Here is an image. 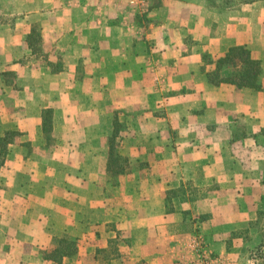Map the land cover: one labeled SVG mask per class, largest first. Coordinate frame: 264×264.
<instances>
[{
  "label": "crops",
  "instance_id": "crops-1",
  "mask_svg": "<svg viewBox=\"0 0 264 264\" xmlns=\"http://www.w3.org/2000/svg\"><path fill=\"white\" fill-rule=\"evenodd\" d=\"M236 46L258 88L227 81L237 60L217 68ZM2 143L0 264H57L64 236L61 264H194V227L219 264H253L264 0H0Z\"/></svg>",
  "mask_w": 264,
  "mask_h": 264
},
{
  "label": "trees",
  "instance_id": "trees-1",
  "mask_svg": "<svg viewBox=\"0 0 264 264\" xmlns=\"http://www.w3.org/2000/svg\"><path fill=\"white\" fill-rule=\"evenodd\" d=\"M240 60V62H244L246 67L242 70L239 76H232L227 81L232 84H236L238 87H253L258 88L255 83L257 76L260 73V63L259 61L252 60L249 55V51L243 46L232 47L228 50L224 58L219 60V66L223 63H235V61ZM209 77V76H208ZM212 83L218 84V82H222V79L209 78ZM73 243V244H72ZM74 245V242L67 241L64 247H61L60 250H56L55 254L59 253V255L51 254L49 257L54 259L57 264H61V260L63 257L72 256L76 253L77 249ZM72 247V248H71ZM250 259L253 264H264V239L252 249L250 253Z\"/></svg>",
  "mask_w": 264,
  "mask_h": 264
},
{
  "label": "rangeland",
  "instance_id": "rangeland-1",
  "mask_svg": "<svg viewBox=\"0 0 264 264\" xmlns=\"http://www.w3.org/2000/svg\"><path fill=\"white\" fill-rule=\"evenodd\" d=\"M124 1H125L126 5L128 6L126 0H124ZM248 1H250V0H231V7H234V6L236 7L238 5H242V4H244V2H248ZM136 9H138V8H136ZM34 34L36 35L35 32H34ZM237 62H239V64L237 65V66H239V68L236 69V73H234L235 76H239L241 74L242 70L246 67V65L244 64V62L243 63L240 62V60H238V58H237ZM121 128L122 127H119V128L117 127L118 130L121 129ZM45 143H46V146L48 148H50V149L54 145V142L52 140H47V141L45 140ZM2 145L3 146H0V172L2 170V167L4 166V162H5V159H6V156H7V153H6V145H5V143L4 144L2 143ZM119 149H120V143L117 140L114 139L113 142H112V145H111V154L112 155H111V158H110V162H111L112 168L109 171L112 174H114V173H121L122 170H124L125 164H127L126 163V160L122 156H120L118 154ZM262 220H263V225H264V217H263ZM198 232H199V234L201 235L202 239L205 242V239H204L203 234L200 232L199 229H197L196 227H194L193 228V231H192V234H191L192 237H191L190 242H189L190 250L191 251H192L191 243H192L193 235H194V233H198ZM67 241L74 242V245L73 246H75L76 249H77V245H76L77 244V241L74 240L73 238L68 237V236L67 237L64 236L62 238H58V239L55 240V242H54V250L53 251L51 250L52 251L51 254H53V255H59L60 252L57 253V254H55V251L56 250L58 251V250H60L61 247H64ZM192 253H193V251H192ZM66 257H69V256H66Z\"/></svg>",
  "mask_w": 264,
  "mask_h": 264
},
{
  "label": "built area",
  "instance_id": "built-area-1",
  "mask_svg": "<svg viewBox=\"0 0 264 264\" xmlns=\"http://www.w3.org/2000/svg\"><path fill=\"white\" fill-rule=\"evenodd\" d=\"M145 1L146 0H126L128 7L132 10L144 6ZM191 246L194 264H219V258L204 242L199 232L194 233Z\"/></svg>",
  "mask_w": 264,
  "mask_h": 264
}]
</instances>
